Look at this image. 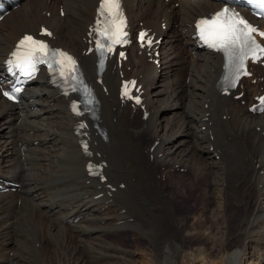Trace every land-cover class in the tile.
<instances>
[{"label":"bare ground","instance_id":"obj_1","mask_svg":"<svg viewBox=\"0 0 264 264\" xmlns=\"http://www.w3.org/2000/svg\"><path fill=\"white\" fill-rule=\"evenodd\" d=\"M124 4L132 26L141 20L163 35L160 64L130 48L121 67H107L106 89L96 84L99 112L97 126L89 128L91 155L80 147L68 98L44 76L17 104L0 96V176L19 184L0 191V264H264V112L253 114L245 103L219 94L222 60L197 49L192 37L194 19L218 4ZM95 6L96 0H21L0 21V66L24 31L49 24L52 41L80 55L94 80L95 59L81 50ZM121 73L138 77L147 117L118 99ZM163 74L165 84L155 87L152 80ZM262 86L264 80L245 81L241 99L249 101V93L258 94ZM89 159L105 160L106 181L88 175ZM176 167L186 170L177 175L181 185L185 176L198 187L213 178L212 222L203 205L189 228L175 218L178 202L166 196ZM221 217L219 235L212 224ZM131 230L132 241L119 239ZM219 240L213 260L207 243L214 247Z\"/></svg>","mask_w":264,"mask_h":264},{"label":"snow or ice","instance_id":"obj_2","mask_svg":"<svg viewBox=\"0 0 264 264\" xmlns=\"http://www.w3.org/2000/svg\"><path fill=\"white\" fill-rule=\"evenodd\" d=\"M252 3L264 8V0H251ZM105 12L108 13L111 18V32L107 29L101 32L102 36L111 39L112 43H125L123 37L126 33L123 31L125 26V21L123 15L120 11L119 0H102L100 4V13L103 16ZM199 29L200 39L208 45L210 48L216 49L222 52L228 61V64L233 63L234 58L240 61L239 67H243V61L246 58H252L254 60L260 59V54H264V45L257 42L255 34L264 37V31H260L258 27L253 26L248 23V21L240 16L239 13L231 11L229 8L225 7L218 11L213 17L202 19L197 25ZM51 35V33H47ZM143 39V36H141ZM151 43V41H149ZM100 49H104V45H99ZM20 49H26L21 56L18 51L15 53L16 60L18 63L17 67L23 66L25 68V75L32 76L35 72L34 58L37 52L43 55H48V45L44 42L37 41L31 36H25L19 42ZM108 51H112L111 46L108 47ZM53 55L58 57L55 61L56 64L60 65L59 72L61 76L65 75V68L67 67L73 73L76 71L75 64L71 56L62 51H55ZM45 62V61H41ZM12 63V61H9ZM52 68V65H48ZM244 74H247L246 72ZM75 78V77H73ZM134 84V82H133ZM127 85H125V95L127 92ZM15 91H20L19 88ZM137 102H139L137 98ZM83 127V125H82ZM87 149V144L84 145Z\"/></svg>","mask_w":264,"mask_h":264},{"label":"rangeland","instance_id":"obj_3","mask_svg":"<svg viewBox=\"0 0 264 264\" xmlns=\"http://www.w3.org/2000/svg\"><path fill=\"white\" fill-rule=\"evenodd\" d=\"M176 39L178 38V35L176 34ZM175 43V42H174ZM166 78V75L163 74V76L159 79H153L152 83L155 87L160 88L162 86V84H165L164 79ZM190 79L187 80V83H189ZM194 83V82H193ZM196 85V84H195ZM151 144V143H149ZM234 167V166H233ZM169 168H167L166 170L168 171ZM174 169V168H173ZM176 170V171H175ZM171 173H173V171H170ZM174 186H171L170 191L171 194H169L166 197H170L171 199L175 200L178 202V204H176L175 209L176 211L174 212L175 218H180L182 219L183 223L189 228L194 220L193 217L195 215H197L198 213H200L201 208H206L205 212L207 213V217L209 218V220L212 221L214 220L213 216H216V195L212 192V187H213V178L212 177H206L205 180L203 181L202 185L200 187H198V181L196 182V180H194L191 176H185V181L186 184H179L178 180L179 177H177L178 174H185L186 170L183 168H178L176 167V169H174ZM193 184L194 185V189L189 190L187 184ZM181 185V186H180ZM208 192V193H207ZM210 194V195H209ZM203 205V207H202ZM205 205V206H204ZM223 213V212H222ZM220 218V217H219ZM215 219L217 223L212 224V228L214 230V233H217L220 235V232L222 231L223 227L222 225H218V224H222L223 219L221 217L220 219ZM190 219V220H189ZM211 221V222H212ZM219 226V229H218ZM235 228H232L233 231H235ZM134 233L131 231H127L126 233L118 236L119 239H125V240H131V237ZM128 238V239H127ZM144 240H147L146 237H144ZM130 243V242H128ZM197 243V242H195ZM195 243H192V245H194ZM206 244V243H205ZM218 244L220 245V240L217 241L216 245L214 247H212V245L209 243H207V248L208 250H211L210 253V258H212L213 260L218 259L217 254H218V249L220 246H218ZM48 246V248H50L49 244L46 243V247ZM11 255H13V252L11 253ZM211 262V261H210ZM102 262H97V264H100Z\"/></svg>","mask_w":264,"mask_h":264}]
</instances>
